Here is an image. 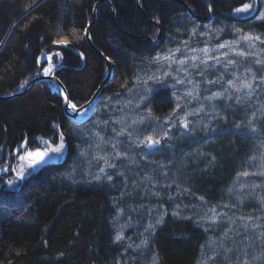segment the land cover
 Wrapping results in <instances>:
<instances>
[{
  "label": "trees",
  "instance_id": "obj_1",
  "mask_svg": "<svg viewBox=\"0 0 264 264\" xmlns=\"http://www.w3.org/2000/svg\"><path fill=\"white\" fill-rule=\"evenodd\" d=\"M98 1L0 0V96L22 90L52 64L71 104L87 103L106 70L83 34ZM108 1L98 2L89 36L113 60L115 73L99 92L92 115L80 122L69 118L58 88L48 81L0 99V155L9 168L0 175V264H142L135 257L141 251L145 263L204 264L206 258L207 264H264V231L257 236L245 226L257 220L264 229L263 62H243L239 71H252L253 87L243 89L235 105L218 109L208 119L209 128L204 129L205 118L190 124L191 138L180 136L182 127L176 124L170 142L162 141L158 152L145 161L122 160L118 171L101 176L96 167L90 174L91 165L79 155L104 137L140 136L150 126L136 121L133 131L122 132L107 117L124 112L126 105L116 104L128 93L141 98L142 92L132 89L135 82H148L151 90L143 104L131 106L135 113L126 108V115L162 121L173 113L170 87L156 88L148 79L163 52L204 45L200 33L210 27L219 32V41L231 39L235 30L263 36L264 20L230 15L250 0H206L210 21L194 18L184 6L206 16L204 0H138L142 11L136 0ZM150 20L161 26L155 44L150 39L158 26ZM62 35L69 37L67 46L54 43ZM69 46L82 52L83 62ZM58 140L66 146L63 159L49 160L17 185H8L15 150L26 153ZM254 202L259 205L252 208ZM214 206L236 220L235 247L230 251L225 243L229 252L219 261L206 248L210 233L196 218L201 216L197 210ZM142 242V250L134 251Z\"/></svg>",
  "mask_w": 264,
  "mask_h": 264
},
{
  "label": "rangeland",
  "instance_id": "obj_2",
  "mask_svg": "<svg viewBox=\"0 0 264 264\" xmlns=\"http://www.w3.org/2000/svg\"><path fill=\"white\" fill-rule=\"evenodd\" d=\"M245 4L249 5L247 10L239 12L236 11L237 9H242ZM253 11L254 14L251 16L253 22L264 20V0H250L249 2L234 8L230 15L236 18H245L253 13ZM207 29L209 30L206 33H200L201 37L206 39L204 41V45L197 43V46L193 49L182 45L169 48L159 56L161 58L168 57V59H156L152 75L148 77L150 81L154 82V86L156 88L170 87L175 105L173 113L162 119V121L150 120L145 113L146 118L136 116L137 118L135 117V120H133L131 116L126 115L125 112H128V110L135 113V110L131 106L140 104L145 99L148 91L151 90L148 82V85H144L145 82L140 84L135 82L132 89H137L136 91L139 93L142 92L141 98L139 99V96L137 95L136 97L138 99L135 100L128 93L126 99L121 98L123 101L119 99L120 102L116 104H124L128 110L124 108V112H118V114L114 117H112L113 115H109L107 117L112 118L111 121H114L122 132L133 131L136 121H142L145 122V124L149 122L150 126L145 128V132L140 136H133L130 133H125L124 137L116 139L104 137L103 140L98 142L97 146L94 144V147L90 148L89 151H79V155H82L86 162H89V165H91L90 174L93 173L95 169H92V167H96V175L101 176L107 174L112 169L118 171L119 166H116V164H119L122 160L131 162L135 159V157H139L141 158L140 160L145 161L149 156L158 152L156 149L161 145L162 141L167 143L170 142L171 129L174 128L176 124H179L182 127L178 128L181 133L180 136L185 137L189 135L191 138L193 130H190V124H193L202 118H205L207 121L208 119L212 120V115L216 114L218 109H221L224 105L227 107L233 106L232 104L236 99H241L243 89L244 91L250 90V88H241L240 84L241 82L250 83L252 71L249 69L239 70L241 65H243V62L247 59L254 58L255 60H259L264 63V35H250L253 39L248 40L244 39V37L249 35H241L238 30L232 28V30H235L230 33V37L232 38L219 41V32L217 30H213L212 27ZM235 34L237 36H234ZM62 37H65L68 44L69 37L66 35L58 37L54 40V43ZM255 37H259L260 39L257 40ZM66 41L65 43L57 42L56 44L64 45L66 44ZM221 44H224L225 47L221 48ZM204 49L208 50L207 54L203 51ZM240 53H243V55H240ZM193 56L197 57V59L192 60ZM181 60L184 61L183 64L179 63ZM229 61L232 62L229 63ZM48 67L52 68V71L49 74H53V65L48 64L45 68ZM44 69L41 74H44ZM164 73H168V75L165 76ZM230 80L233 82L235 87L228 83ZM177 81L180 82L178 83ZM189 81H191V83H189ZM209 81H213V83H209ZM50 83L54 87H57L54 83ZM252 87L253 85L251 84V88ZM237 88H239V91H237ZM217 92L221 93V95L213 97L212 99H207V97H210L213 93ZM143 103L144 102H142V104ZM235 104L236 103H234V105ZM111 105V103H108V106ZM95 106L96 100L87 117H89L90 114L92 115L93 110H95ZM86 111L87 109H83L80 111L79 115L82 116ZM143 111H145V109H143ZM222 117L224 118V114H222ZM182 120L188 122L187 127L181 123ZM208 122L205 124L204 129L211 126V123ZM198 123L201 124L202 121H199ZM127 129L128 131H126ZM213 130L215 129L213 128L210 131ZM149 136L152 137L154 141L159 140L160 143L149 146L147 140L145 139ZM141 141H144V143H140ZM52 148H60V151L53 153L51 152ZM66 151V146L62 140H58L56 144H46L41 149L26 153H21L15 150L14 153L16 155V162L12 164V179L9 180L12 181V184L7 182L8 185L11 187L17 185L22 178L30 174L35 168H37V166H39L36 165L29 168L31 161L39 159V153H47L43 161H60L65 157ZM20 157H24V159L21 160ZM261 159L264 160L262 157ZM8 169L9 168L6 167L4 172L7 173ZM101 169H103V171H101ZM22 170H26L27 174L21 177ZM0 171H2L1 168ZM250 201H254L252 197L250 198ZM257 202H254V206L252 208L257 206ZM205 210L206 209L197 210V213L201 216L196 218H198L197 220L199 225L206 229V231L208 230V234L210 233L208 235L206 248H210L212 258L219 261L224 255H228L229 251L225 248V243L231 245L230 251L235 247L237 233H235L234 227L236 226V220L235 217L231 215V212H227L225 209H220L218 206H214L212 209L207 211ZM262 224V221L256 220L251 223H245V226L250 233L260 236L264 231ZM143 247L142 242L134 247L133 250L141 251ZM144 256L143 251H141V254L138 253L135 257L137 261H141L139 263L144 264L145 262H142L141 260V257L144 258ZM206 260L207 259L205 258L204 264H207L208 260ZM150 263H148V259H146L145 264Z\"/></svg>",
  "mask_w": 264,
  "mask_h": 264
},
{
  "label": "water",
  "instance_id": "obj_3",
  "mask_svg": "<svg viewBox=\"0 0 264 264\" xmlns=\"http://www.w3.org/2000/svg\"><path fill=\"white\" fill-rule=\"evenodd\" d=\"M100 1H106V2H109L108 0H99L98 2ZM177 1H180V0H177ZM98 2L95 3L94 5V9H93V18L92 20L88 23V25L86 26V28L84 29V38H85V41L87 43V45L92 49V51H94L102 60L103 62L105 63V66H106V70H105V73H104V76L99 84V86L97 87L96 91L93 93L91 99L79 106V107H75V109H73L71 107V102L68 98V94L66 92V89L64 87V85L60 82V80H58V78L54 75V74H48L47 76H45L44 74H40L36 77H33L26 85L25 87L22 89V90H19L17 91L16 93L14 94H9V95H6V96H0V99H7V98H12L14 96H18L24 92H26L32 85H34L35 83L37 82H40V81H50L52 83H54L58 90H59V93H60V96L62 97V108H63V111L64 113L69 117L71 118L72 120L76 121V122H80V121H83L87 118V116L89 115L90 111L92 110L93 106H94V103H95V100L99 94V92L101 91V89L113 78L114 76V73H115V65H114V62L111 58L107 57L106 55H104L102 52L99 51V49L94 46V44L92 43V41L90 40V36H89V27L91 25V23L93 22L94 18H95V14H96V6L98 4ZM205 4L207 5L208 9H209V14L206 15V16H198L197 14H195L189 7L188 5H186L184 3V6L185 8L187 9L188 13L193 16L194 18H199L201 20H210L212 18V11L210 9V6L208 5L207 1L204 0ZM136 6L140 9V11H142V8L139 6L138 4V0H136ZM113 13H114V9H112ZM254 14V11L253 13H251L248 17H251L252 15ZM152 21V23H154L155 25L158 26V33H157V36L155 39H150L151 43H157L159 38H160V35H161V26L159 24L158 21L156 20H150ZM141 37H147V36H141ZM148 38V37H147ZM149 39V38H148ZM67 42L66 41V44H64L63 46H67ZM57 43V41H56ZM69 48L74 52L76 53L82 60V62L84 61V55L82 54L81 51H79L78 49H76L75 47H72V46H69ZM83 109H87V111L82 115L80 116L79 113L80 111H82ZM48 161V160H47ZM47 161H42L40 162L38 165H41V164H44L45 162ZM32 162V161H31Z\"/></svg>",
  "mask_w": 264,
  "mask_h": 264
},
{
  "label": "snow or ice",
  "instance_id": "obj_4",
  "mask_svg": "<svg viewBox=\"0 0 264 264\" xmlns=\"http://www.w3.org/2000/svg\"><path fill=\"white\" fill-rule=\"evenodd\" d=\"M248 8H249V5H248V4H245V5L243 6L242 9H237L236 11H238V12H239V11H244V10H247ZM244 39L251 40V39H253V37L249 35V36H245ZM255 39L259 40L260 38H259V37H255ZM220 47L223 48V47H225V45H224V44H221ZM193 51H195V50H193ZM203 51L205 52V54H207V51H208V50H207V49H204ZM240 55H243V53H240ZM156 59H157V60H159V59H165V60H167L168 57H162V58H161V57H157ZM196 59H197V57H195V56L192 57V60H196ZM231 62H232V61H229V63H231ZM179 63L183 64L184 61L181 60V61H179ZM257 63H260V61H257ZM51 71H52V68H51V67L45 68V69H44V75L47 76ZM164 75L167 76L168 73H164ZM177 82L179 83L180 81H177ZM189 83H191V81H189ZM209 83H213V81H209ZM228 83H229L231 86L235 87V85L233 84V82H232L231 80H230ZM240 87H241V88H251V84H250V83L241 82ZM237 91H239V88H237ZM189 94H190V93H189ZM220 95H221V93H219V92H217V93H213V95L210 96V97H207V99H212L213 97L220 96ZM71 107H72L73 109H75V105H71ZM178 107H179V105H178ZM181 123H182L185 127H187V124H188L187 121L182 120ZM145 139L147 140V143H148L149 146H151V145H153V144H158V143H160L159 140H155V141H154V140L152 139V137H150V136H149V137H146ZM140 143H144V141H141ZM61 147H62V145H61ZM59 151H60V148H52V149H51V152H53V153H57V152H59ZM46 155H47V153H44V152L39 153V154H38L39 159H38V160H35V161H32L31 164H29V168L34 167V166L38 165L40 162H42L43 159H44V157H45ZM20 159L23 160L24 157H20ZM101 171H103V169H101ZM26 174H27V173H26V170H22V172H21V177H22L23 175H26ZM245 175H247V173H245ZM108 178L111 179L110 176H109ZM8 183H9V184H12V181H8ZM213 219H214V217H213ZM116 239H117V240H120V239H121V236L118 234V235L116 236Z\"/></svg>",
  "mask_w": 264,
  "mask_h": 264
},
{
  "label": "flooded vegetation",
  "instance_id": "obj_5",
  "mask_svg": "<svg viewBox=\"0 0 264 264\" xmlns=\"http://www.w3.org/2000/svg\"><path fill=\"white\" fill-rule=\"evenodd\" d=\"M5 165V160L4 158H2V156L0 155V168L2 169V171H0V173L4 172L5 171V168H6V165Z\"/></svg>",
  "mask_w": 264,
  "mask_h": 264
},
{
  "label": "bare ground",
  "instance_id": "obj_6",
  "mask_svg": "<svg viewBox=\"0 0 264 264\" xmlns=\"http://www.w3.org/2000/svg\"><path fill=\"white\" fill-rule=\"evenodd\" d=\"M65 41H66L65 37H62V38H60V39L57 40L58 43H65Z\"/></svg>",
  "mask_w": 264,
  "mask_h": 264
}]
</instances>
